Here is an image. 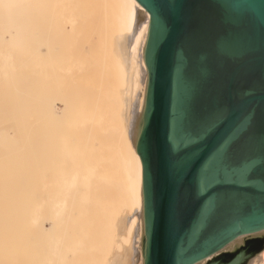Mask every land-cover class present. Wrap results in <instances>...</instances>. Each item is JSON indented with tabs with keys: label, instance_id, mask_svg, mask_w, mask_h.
I'll list each match as a JSON object with an SVG mask.
<instances>
[{
	"label": "water",
	"instance_id": "1",
	"mask_svg": "<svg viewBox=\"0 0 264 264\" xmlns=\"http://www.w3.org/2000/svg\"><path fill=\"white\" fill-rule=\"evenodd\" d=\"M135 1L150 15L133 139L142 165V264H197L255 234L207 262L248 264L264 250V232L256 234L264 230V0ZM217 111L228 125L250 127L228 170L214 160L201 170L185 138ZM215 144L210 139L207 151ZM217 183L229 195L210 218L201 209L213 193L203 192Z\"/></svg>",
	"mask_w": 264,
	"mask_h": 264
},
{
	"label": "bare ground",
	"instance_id": "2",
	"mask_svg": "<svg viewBox=\"0 0 264 264\" xmlns=\"http://www.w3.org/2000/svg\"><path fill=\"white\" fill-rule=\"evenodd\" d=\"M99 1L0 0V77L4 81L1 100L13 103L0 106V264H85L83 242L89 234L85 231L84 219L90 224L100 219L111 220L109 224L104 222L112 224L111 227L103 225L107 229L114 227L117 239L108 264H142V165L134 151L133 139L147 81L143 50L150 15L135 0H113L116 11L115 55L120 60L118 66L124 87L121 95L124 110L120 114L124 127L123 145L116 150L118 154L115 153L121 181L120 184L113 181L119 184H115L119 191L112 195L111 204L106 200L107 190L94 187L97 180L92 183L94 168L84 167V174L81 170L66 168L75 154V143L68 142L67 123L61 122L63 112L59 114L55 104L62 73L66 71L59 63L60 44L71 35L78 38L80 34L82 37L85 32L81 34V29L88 31L95 40L106 32V13L102 14ZM103 26H106L105 30ZM75 38L70 39L76 44ZM9 131L25 138L18 142L11 140ZM119 142L121 139L118 138ZM112 148H109L111 155L115 152ZM110 159L106 158V162ZM103 174L98 177L101 181L98 180L106 187L108 184L103 180L108 176L102 180L106 176ZM103 200L106 204L101 202ZM92 202L98 207L96 210L90 209ZM101 205L108 207L109 212ZM102 231L105 229L98 232L101 242L109 241L102 245L107 246L106 252H110L111 238L103 240L106 235L101 234H105ZM106 232L112 237L111 230ZM99 247L93 250H99ZM89 249L85 251L88 253ZM105 251L101 254L108 256ZM249 264H264V250Z\"/></svg>",
	"mask_w": 264,
	"mask_h": 264
},
{
	"label": "rangeland",
	"instance_id": "3",
	"mask_svg": "<svg viewBox=\"0 0 264 264\" xmlns=\"http://www.w3.org/2000/svg\"><path fill=\"white\" fill-rule=\"evenodd\" d=\"M99 2L101 3L100 6H101L102 14L106 13V14H104V15H106L105 17L103 15V17L106 20L105 25H107V28H106V26L105 27L103 26L104 27L103 29L105 30V28H106V32L104 34H102L98 39L95 40V37L93 39V37H90L88 35V31H85L84 29H81V30H83V31H81L77 28V31H81V34L83 32H85L82 35V37H80L79 33H78L79 34L78 38L74 35L73 36L71 35L68 38L65 37L64 38L65 41L62 40V43L60 44V47H59V63L61 65V67L63 69H65L66 71H64L62 73L63 78L61 79V81H62L61 89H60L61 92L59 91L57 94L59 97L58 96L55 97V102L57 100V102L55 104L58 107V111H60L59 114L61 113V111L63 112V114L61 113V116H63L64 118L61 117V122L67 123V125H65V127L68 130V136L66 137L68 139V142L74 141V142L70 143L72 145H74V143H75V145L73 146L74 147L73 153H75V154L73 156V159H69L66 168L67 169L68 168H75V169L81 170V174H84V172H85L84 170L87 169V167L90 168L91 170H93V168H94L95 170H93V176H92L93 182L92 183H96L97 181L99 182V180L101 181L100 178H101L102 174L105 172L104 174L106 176L102 177V180H103V178L106 179L108 176V178L106 180H103V181H105V183L107 182L109 187L108 186L105 187L104 185H102L104 182H99V183L97 182L98 184L96 183V185L94 187H96L97 189L103 188L104 191L107 190L106 192L108 195L106 197V200H107V202L108 201L110 202L112 200V195L114 196L115 193L117 191H119L118 190L119 187H116V186H119V184H120V182H119L120 176H118V174H119L118 163H116L117 162L116 159L118 158L117 157L118 155H116L117 158H115V153L118 154V151L116 152V150L118 149V147H122V145H123L122 135H123L124 121H121V120H123V118L120 117L121 116L120 114H121L122 110H124L121 108V105L123 107V104H121V102L123 100V96H121V95H122V90L124 87H122V85H123L122 84V78L123 77L121 76V70L119 67L120 66V60L115 55V53H116L115 49L116 48H115L114 36H115V31H116V28H115L116 27L115 26V22H116L115 20L116 19H114V18L116 17V11H115V6H114V1L113 0H100ZM107 7H108V9H104ZM102 8L104 9V11ZM109 11L111 13H109ZM107 16L110 18H108ZM110 25L112 27H110ZM73 37L74 38L76 37L75 38L76 44L73 42L74 41L73 39L72 40L70 39ZM88 37H89V39H87ZM67 40H69V41H67ZM94 41H95V43H94ZM77 43H79V44H77ZM117 59H118V61H117ZM115 61H117V64ZM92 64H93V66H92ZM80 71H82V72H80ZM96 71H97V73H96ZM3 82H4L3 79L0 77V106H3L6 103H8L9 105L13 104V103L4 102L1 100L2 97H4V92H3V90H4L3 84L4 83ZM119 83H121V86ZM68 88H69V90H68ZM77 90H79V91H77ZM62 94L67 95V96L64 97ZM120 96H121V98H120ZM66 99H67V101H66ZM61 103L64 104V106ZM118 103H120V104H118ZM59 104H61V105H59ZM64 107H65V109H64ZM88 121H89V123H88ZM68 122H70V123H68ZM70 125H71V127H70ZM89 126H90V128H89ZM92 130H93V132H92ZM116 131H117V133H116ZM9 132L10 133H9L8 138H10L11 140H17V142H18V141L23 140L25 138L23 136H19V135L14 134L13 131H9ZM102 132H104V133H102ZM118 138H119V140L121 139V142H119V143H117ZM69 139H71V140H69ZM84 144H86L87 146H85ZM106 147H109V148L113 147L114 148V149L112 148V150H115V152L113 151L114 152V154H113L114 159H113V155L110 154L111 151L109 150V148L107 149ZM85 149H86V151H85ZM105 149H107V150H105ZM98 151H100V152H98ZM108 155H111V156L109 157ZM83 156H84V158H83ZM106 158H108V159L111 158V159L115 160L114 162L111 159H110L111 161L108 160V162H113L114 164L106 162ZM82 159H83V162H81ZM102 160L105 162H103ZM94 162L96 163V165ZM97 162H99V163H97ZM115 163L117 164L116 165L117 167L114 166ZM109 164H110V167H109ZM84 167H86V168L84 169ZM79 168H81V169H79ZM98 173H100L101 175H99V176L95 175L94 176V174H98ZM98 177H100V178H98ZM109 177H110V179L113 178L112 181L109 179ZM94 180H97V181H94ZM113 181L118 182L119 184L115 183V182L113 183ZM115 184H116V186H115ZM110 185H112V186L114 185V186L110 187ZM114 189L115 190L117 189V190L115 191ZM103 201H101V202L103 204L104 203L106 204L105 200H103ZM94 202L97 203L96 200ZM94 202H92V204ZM92 204H89V205H91V206H89L90 209L95 208V210H96L98 207H96V205L94 206V204L93 205ZM110 204H111V202H110ZM110 204L108 203L107 206L109 205L108 207H110ZM101 207H105V206L101 205ZM108 207L107 208L105 207V210L107 209V211H108ZM99 208H100V206H99ZM110 211H111V209H110ZM100 220H98L97 223H95V224H90V221H86L85 219L83 220V224L86 228L85 231H88V234H89L88 236H86L84 238V242H83L85 264H94V262H95V264H108L107 261L108 262L110 261L113 250L115 249V245H116L115 242L117 241V239L115 236L114 227L107 229L109 226L111 227L112 224L107 225L106 223L105 224L108 227L105 228V226H103V225H105L104 222L108 221V224H109V221H111V220H104V221L102 219H100ZM92 225H93V227H92ZM98 227H100V228H98ZM102 227H104V229H105V231H102V232H105V234L104 233H101V234L106 235V236H104L103 240H105V239L110 240L108 237L111 238V240H110L111 243L109 245L110 249L108 247V251H110V252L105 251L107 249L106 248L107 246L105 248L103 247V245L108 243L109 241L105 240V241L101 242L102 238L98 234L100 229L104 230ZM107 230L112 231V237H111L110 232H109L110 236H107V234H106ZM93 232H94V234H92ZM256 234H258V233H256ZM103 235H101V236L103 237ZM251 235H255V234H251ZM251 235H249V236H251ZM247 236L248 235L242 236V237L244 238ZM238 238H236V239H238ZM103 242H105V243L103 244ZM98 243L99 244L101 243V245L102 244L103 245L102 246L98 245ZM97 245L100 247H103L104 249L99 247V250H93ZM229 245H230V243L227 244L226 247H224L220 252H218V253L214 254L213 256H211L210 258L204 260V262L201 261L199 263L200 264H207V262L211 261L213 258L219 256L222 253L228 252L229 249H227V247H229ZM90 247H91V250L89 249ZM87 249H89L88 253L86 252ZM100 249L104 250L106 254L108 253V256L105 255L104 253L101 254L104 251H102L101 253L97 252V251H100ZM94 251H95V253H94ZM98 253H100L101 256ZM259 254H257V255H259ZM92 255H93V257H92ZM255 257H253L251 260H249L248 264ZM101 258H102V260H101ZM104 258H105V260H104ZM94 260H97V261H94ZM135 261H136V258H134V262ZM199 263H197V264H199Z\"/></svg>",
	"mask_w": 264,
	"mask_h": 264
},
{
	"label": "snow or ice",
	"instance_id": "4",
	"mask_svg": "<svg viewBox=\"0 0 264 264\" xmlns=\"http://www.w3.org/2000/svg\"><path fill=\"white\" fill-rule=\"evenodd\" d=\"M168 30V26L165 24V33H167ZM246 121L247 120H241L235 124L228 125L225 113L223 111H217L203 120L194 132L186 136L184 151L197 163L203 160L201 170L209 160H214L219 166L227 169L226 164L232 152L243 145L247 136L250 121H247V123ZM214 138L216 139L215 147L211 152H208L205 145L210 139ZM221 185L227 184H213L203 192L204 194H208L209 192L213 193L201 209V212L207 211L210 218L220 211L223 201L228 198L229 193L227 191H216V188ZM179 198L180 193L177 192L176 201L170 205L169 209L170 218L172 219L175 218L176 212L178 211ZM209 201H212L214 206L210 205L205 209V205L208 204Z\"/></svg>",
	"mask_w": 264,
	"mask_h": 264
}]
</instances>
